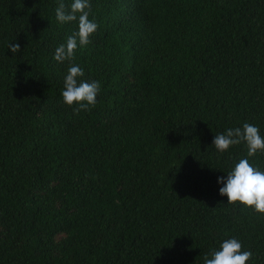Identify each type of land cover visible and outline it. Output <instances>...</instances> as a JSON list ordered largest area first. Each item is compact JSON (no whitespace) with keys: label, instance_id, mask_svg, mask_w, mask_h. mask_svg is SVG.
I'll use <instances>...</instances> for the list:
<instances>
[{"label":"trees","instance_id":"16d2710c","mask_svg":"<svg viewBox=\"0 0 264 264\" xmlns=\"http://www.w3.org/2000/svg\"><path fill=\"white\" fill-rule=\"evenodd\" d=\"M61 2L0 0V264H205L231 238L264 264V214L218 182L264 153L213 145L246 122L264 137V0H89L72 63L100 91L79 114Z\"/></svg>","mask_w":264,"mask_h":264},{"label":"clouds","instance_id":"9594fccd","mask_svg":"<svg viewBox=\"0 0 264 264\" xmlns=\"http://www.w3.org/2000/svg\"><path fill=\"white\" fill-rule=\"evenodd\" d=\"M90 8L89 0H73L67 7L61 2L56 8L57 21L67 23L78 20V31L68 36L66 43L60 44L54 54L56 61L69 62L62 97L68 106L78 105L73 109L77 114L95 107L100 91L99 81L80 80L84 76V70L72 63L78 46L88 45L90 36L98 29L97 23L89 19ZM9 50L15 54L21 50V45L10 43ZM241 143L246 145L248 157L255 156L258 151L264 153V137L261 136L260 129L247 122L242 128L227 129L226 134H218L213 140V145L219 152H225L231 146ZM218 182L223 185L219 194L227 197L229 205L239 202L253 208L256 213L264 214V171L251 165L247 158L240 159L228 171L227 177H219ZM252 255L251 251H242V243L238 239L231 238L224 240L220 249L211 253V258L206 256L205 264H246Z\"/></svg>","mask_w":264,"mask_h":264}]
</instances>
